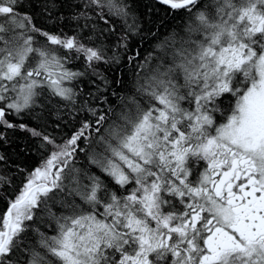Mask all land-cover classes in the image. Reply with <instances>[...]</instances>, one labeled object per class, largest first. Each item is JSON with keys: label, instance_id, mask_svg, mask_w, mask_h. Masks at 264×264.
I'll use <instances>...</instances> for the list:
<instances>
[{"label": "snow or ice", "instance_id": "1", "mask_svg": "<svg viewBox=\"0 0 264 264\" xmlns=\"http://www.w3.org/2000/svg\"><path fill=\"white\" fill-rule=\"evenodd\" d=\"M154 3L0 0V264H264V0Z\"/></svg>", "mask_w": 264, "mask_h": 264}, {"label": "trees", "instance_id": "2", "mask_svg": "<svg viewBox=\"0 0 264 264\" xmlns=\"http://www.w3.org/2000/svg\"><path fill=\"white\" fill-rule=\"evenodd\" d=\"M129 3L132 5L133 13L140 19V21L145 26V38L140 40V37H135L133 41V46H135V41H140L139 47L146 54L151 51L157 42L163 40L165 37L169 36L173 31L182 33V29L185 26L187 17L183 12H168L166 9H163L160 5L155 4L154 0H129ZM32 11V9H28ZM36 23L41 26L48 27V22L45 21L39 13H37ZM70 31L69 29H65ZM73 67H79V65H73ZM122 72L127 73L124 76L125 81H129L132 78L131 72L128 69L122 68ZM117 90H120L122 94L125 92L127 94H132L134 89L129 83L126 88H121L117 86ZM115 102V97H113ZM119 110V109H118ZM31 123V121H29ZM18 139L15 141V144L23 145L25 143V137L22 133H17ZM18 149L13 146L9 150V155L11 158L21 164H24L31 168L37 163L39 159L38 156L32 155L27 158L17 155ZM16 188L13 190L18 191L19 185L21 183L19 178H14ZM4 205L0 203V212L3 211ZM41 230L48 231L41 226ZM49 234H51L49 232Z\"/></svg>", "mask_w": 264, "mask_h": 264}]
</instances>
